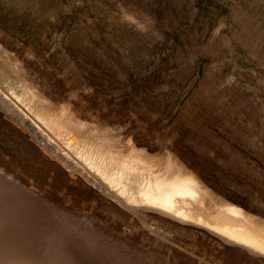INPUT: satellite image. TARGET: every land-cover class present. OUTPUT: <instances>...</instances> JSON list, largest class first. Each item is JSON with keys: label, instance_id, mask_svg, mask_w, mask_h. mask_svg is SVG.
<instances>
[{"label": "rangeland", "instance_id": "rangeland-1", "mask_svg": "<svg viewBox=\"0 0 264 264\" xmlns=\"http://www.w3.org/2000/svg\"><path fill=\"white\" fill-rule=\"evenodd\" d=\"M25 82L108 157L193 175L196 211L264 223V0H0V85L32 120ZM101 193L0 106V264H264Z\"/></svg>", "mask_w": 264, "mask_h": 264}, {"label": "bare ground", "instance_id": "bare-ground-1", "mask_svg": "<svg viewBox=\"0 0 264 264\" xmlns=\"http://www.w3.org/2000/svg\"><path fill=\"white\" fill-rule=\"evenodd\" d=\"M7 93L0 85V106L18 119L44 148L74 173H80L110 200L117 201L134 214L146 209L175 221L203 225L223 239L264 254V223H259L241 208L225 204L209 213L193 209L191 204L200 198L201 193L193 175L181 173V169H169L162 173L154 171L153 174L137 173L134 168L119 163L101 149L90 145L88 137L85 139L86 136L75 131L73 126L64 124L61 117L53 116L44 109L40 104L47 100L31 82H25L23 95L28 97L26 107L28 105L35 111L32 120ZM143 166L147 168V165Z\"/></svg>", "mask_w": 264, "mask_h": 264}]
</instances>
